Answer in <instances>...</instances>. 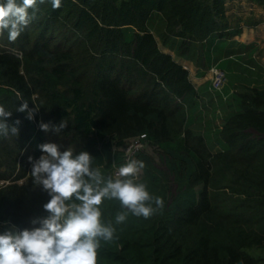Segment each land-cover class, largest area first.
I'll list each match as a JSON object with an SVG mask.
<instances>
[{
    "label": "trees",
    "instance_id": "16d2710c",
    "mask_svg": "<svg viewBox=\"0 0 264 264\" xmlns=\"http://www.w3.org/2000/svg\"><path fill=\"white\" fill-rule=\"evenodd\" d=\"M226 1L62 0L53 8L45 0L15 41L0 36V104L13 112L10 125L21 121L17 135L0 136V223L28 227L47 214H23L29 199L18 185L32 178L29 157L41 155V143L87 150L113 176L111 156L144 134L162 168L142 150L133 158L145 162L137 182L163 206L115 225L97 264H264V79L258 74L231 99L209 94L205 110L188 70L159 44L201 69L224 58L217 67L230 81L248 83L234 73L231 58L247 65L250 54L227 42L241 30L229 28ZM21 98L38 109L34 119L16 111ZM217 107L222 121L213 127L206 118ZM61 121L59 134L40 128ZM101 208L105 222L121 210L118 200Z\"/></svg>",
    "mask_w": 264,
    "mask_h": 264
},
{
    "label": "clouds",
    "instance_id": "9594fccd",
    "mask_svg": "<svg viewBox=\"0 0 264 264\" xmlns=\"http://www.w3.org/2000/svg\"><path fill=\"white\" fill-rule=\"evenodd\" d=\"M45 0H0V36L7 33L15 41L32 22L39 4ZM62 0H50L59 8ZM31 10V11H30ZM16 111L34 119L36 107L22 99ZM12 111L0 104V136L17 135L19 119L10 125ZM67 126L41 122L42 131L60 133ZM41 155L29 157L31 176L36 186H42L50 199L43 205L46 215L21 227L4 221L0 230V264H97L102 241L115 239L116 227L128 214L148 218L163 198L149 192L147 185L137 182L145 167L143 160L132 159L122 165L115 177L105 175L93 165L94 157L87 150L61 149L56 142L39 145ZM106 200H118L121 210L114 222L103 219L101 205Z\"/></svg>",
    "mask_w": 264,
    "mask_h": 264
},
{
    "label": "rangeland",
    "instance_id": "374dc122",
    "mask_svg": "<svg viewBox=\"0 0 264 264\" xmlns=\"http://www.w3.org/2000/svg\"><path fill=\"white\" fill-rule=\"evenodd\" d=\"M248 7L249 6H247V8ZM247 8L243 9L242 12L240 11L239 14H242L244 16V14L246 12L250 11ZM259 16H261L260 22L258 23L259 25L255 26V28H252V29L246 28L242 34L243 37L245 38L246 42H250V40H251V43L249 44V46L251 45L250 50H249L250 51L249 54L252 57L251 58L245 57L244 62L247 65H249V66L253 65L254 67H255V64L257 62L256 59H258V58L262 59L264 57V10L258 11V9H255V10H253V12H251V13L249 12V15L247 16V18H250L251 20H258L256 18H258ZM235 17L237 18V16H234L232 23H234ZM233 27L235 28L237 26L234 25ZM159 44H160L162 49H164V50L167 49V47H163L161 45L160 41H159ZM253 56H254V59H253ZM211 66L208 69H203L204 73H207V71L211 68ZM244 68L248 69L247 67H244ZM240 72H242V71H240ZM259 72H261V71H259ZM229 74L230 73L227 72V76H228L229 81L221 91V92H224V94H226V95L227 94L230 95V91L234 90V83L235 82L230 81L231 79L229 77L230 76ZM209 89L212 90L211 85H209ZM210 92L213 93V91H210ZM203 95H205L207 98V102L205 103V105H207V107H205V110L208 108L211 111L210 105L208 102L209 93L203 92ZM231 97H232V95H230L229 98L231 99ZM220 104L222 107L223 102H221ZM217 109H218V111L215 114L211 113L208 110L210 115H212V119L210 117L206 118V120H212L213 127L219 126L221 124V121H222L221 120L222 115H223L222 108L217 107L215 110H217ZM53 142L58 143L61 146L62 150L66 149L69 146L71 147L70 143H68L67 141H63V139H62V141H59V139H53ZM143 150H144V152H147L150 156H152L156 167L162 168V166L160 165L159 158L153 150L148 149L146 147ZM124 164H125V162L123 161L122 153L120 154V156H118V159L116 157V152H115L114 156L113 155L111 156L110 165H111L113 177H115L114 171L119 170V168ZM140 176H141V174H139L137 178H139ZM2 183L3 182H0V185H2ZM18 185L23 187L22 193L24 194L25 197H27L29 199V202L27 204L28 207H27V209H23L22 213L25 214L27 217L35 216L39 213H42L45 210L43 208V205L50 199L48 192L45 189H43L42 186L34 185L32 178L30 180L27 179L26 181L21 180L18 183ZM174 191H175V187H173V192ZM31 202H32L33 207L30 205ZM4 226H5L4 224L0 223V230H2V228Z\"/></svg>",
    "mask_w": 264,
    "mask_h": 264
},
{
    "label": "crops",
    "instance_id": "0c3cea01",
    "mask_svg": "<svg viewBox=\"0 0 264 264\" xmlns=\"http://www.w3.org/2000/svg\"><path fill=\"white\" fill-rule=\"evenodd\" d=\"M247 6L249 7L247 8ZM245 8H247L250 11L246 12L244 16L242 14H239L240 11L242 12V10ZM255 9H258V11L264 10V5L263 6L257 5V4L251 3L249 0H239V1L238 0L237 1L227 0L226 1V20L228 22L229 28L234 29L233 26L236 25L237 27H235V29L238 28L241 30L240 35L232 37L227 42H236L240 46H248L250 50L251 45L249 46V44L251 43V40L250 42H246L242 34L246 28L252 29V28H255V26L259 25L258 23L260 22L261 16H259L260 18L259 17L256 18L258 20H251L250 18H247V16L249 15V12L251 13ZM234 16H237V18L235 17V21L234 23H232ZM214 42L217 43L218 42L217 39H215ZM233 48H238V45L233 46ZM163 51L165 53H170L178 63H180L186 70H188L190 81L194 85L195 89L202 91L201 93L202 99H204V103H206L207 98L205 95H203V92L212 94L210 92L211 90L209 89V85H210L209 70L207 71V73H204V70L201 69L200 67H197L191 59H185V58L179 57L175 49L171 51L167 47V49L166 50L163 49ZM248 53H250V51ZM217 54H218V51H213V53L211 54V58L214 60V57L218 56ZM243 56L244 58L246 57L245 55ZM219 57H223V56H219ZM247 57L251 58L252 56L249 55ZM231 59H233L237 64H239L240 66L239 68L247 67L249 69V72L241 73L240 71L242 70L239 68H237V70L234 71L235 74H241L242 79L247 78L248 83H245L246 81L243 82L242 80L241 81L239 80V82L234 83V90L230 91V94L233 92L239 91V89H241L242 87L254 86L256 79L257 78L259 79V77H257L258 74H260V77H261L259 80L264 79V57L262 59L261 58L256 59L257 60L255 64L256 68L253 65L249 66V65L242 64L236 57H232ZM253 59H254V56H253ZM223 61H224V58H221L220 60H218L217 63L212 64L211 67L219 65Z\"/></svg>",
    "mask_w": 264,
    "mask_h": 264
},
{
    "label": "built area",
    "instance_id": "2783aa9c",
    "mask_svg": "<svg viewBox=\"0 0 264 264\" xmlns=\"http://www.w3.org/2000/svg\"><path fill=\"white\" fill-rule=\"evenodd\" d=\"M210 74V85L211 91L220 92L227 83V73L225 70L213 66L209 69ZM147 146L146 135L141 134L131 140H129L125 150L123 151L122 157L125 163L129 160H132L134 156L141 152ZM118 170L114 171V175L116 176Z\"/></svg>",
    "mask_w": 264,
    "mask_h": 264
}]
</instances>
